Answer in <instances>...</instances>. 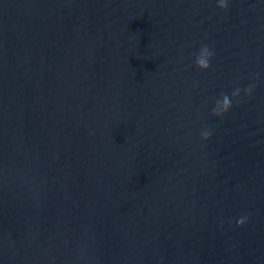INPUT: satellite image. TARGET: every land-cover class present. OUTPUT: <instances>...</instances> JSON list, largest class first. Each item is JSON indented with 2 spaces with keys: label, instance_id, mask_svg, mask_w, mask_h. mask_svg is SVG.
<instances>
[{
  "label": "water",
  "instance_id": "water-1",
  "mask_svg": "<svg viewBox=\"0 0 264 264\" xmlns=\"http://www.w3.org/2000/svg\"><path fill=\"white\" fill-rule=\"evenodd\" d=\"M217 4L0 0V264H264V0Z\"/></svg>",
  "mask_w": 264,
  "mask_h": 264
},
{
  "label": "clouds",
  "instance_id": "clouds-1",
  "mask_svg": "<svg viewBox=\"0 0 264 264\" xmlns=\"http://www.w3.org/2000/svg\"><path fill=\"white\" fill-rule=\"evenodd\" d=\"M218 7L227 9L228 8V0H218ZM215 55L213 50L210 48L209 45L205 44L203 45L198 53L195 56V64L197 67L201 69H208L211 67V58ZM239 95V89H237L234 93L233 96ZM222 106V111L227 112L228 109L231 107V99L230 97L226 94H222V98L220 100L216 101V107L213 109V114L220 115L222 112L217 111L218 108H221ZM203 137L205 139H208L211 136V132H204ZM247 217H241L237 220L238 225H243L245 223V220Z\"/></svg>",
  "mask_w": 264,
  "mask_h": 264
}]
</instances>
